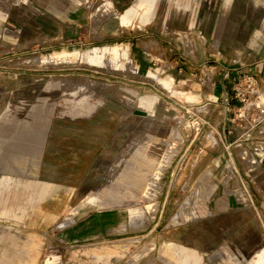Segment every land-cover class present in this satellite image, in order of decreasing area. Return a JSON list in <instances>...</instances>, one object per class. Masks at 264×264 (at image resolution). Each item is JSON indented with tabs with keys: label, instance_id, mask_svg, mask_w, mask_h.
I'll return each instance as SVG.
<instances>
[{
	"label": "rangeland",
	"instance_id": "obj_1",
	"mask_svg": "<svg viewBox=\"0 0 264 264\" xmlns=\"http://www.w3.org/2000/svg\"><path fill=\"white\" fill-rule=\"evenodd\" d=\"M104 1L0 0V264H257L264 121L221 142L235 107L190 77L212 0ZM233 4L264 29V0Z\"/></svg>",
	"mask_w": 264,
	"mask_h": 264
},
{
	"label": "crops",
	"instance_id": "obj_2",
	"mask_svg": "<svg viewBox=\"0 0 264 264\" xmlns=\"http://www.w3.org/2000/svg\"><path fill=\"white\" fill-rule=\"evenodd\" d=\"M215 2L216 0H212L211 6L208 7L203 17V26L198 27V29H201L203 37L211 39V42H209L210 40H206L207 43L205 44H197V50L193 53L192 59H188L191 65L189 71L190 77L200 71L201 75L198 80L202 84H206L200 90L199 96L210 103L221 102V104L228 107L229 111L231 110L230 107L233 109L236 106V101L232 98V90L236 78L241 74L250 72H254L261 77L264 76V29L251 18L244 19L243 17L241 19L240 17V20H237L235 15L237 13L241 15L242 10H238L236 5H232L233 0H223L219 4L217 14H215ZM103 5L106 6L105 10L107 11H116L119 21H123L125 13L133 12L135 14L141 7H148L147 15L150 16V13L155 8L156 0H136L134 4L128 5L125 3V0H105ZM169 6L168 11V3L165 2L163 5L164 21H169L170 24L172 22H179V25L174 26V31L182 32L188 29L189 15L184 5L180 3L172 7L171 3ZM252 23L255 25L252 26ZM226 26L228 27V31L225 35V29L223 30V28H226ZM169 36L171 37L172 35L170 34ZM147 37H152L156 40L157 35H149ZM137 47L143 53H151V49H145L140 43L137 44ZM182 57L183 55H180L179 59ZM182 71L186 72L184 67H179V72ZM228 122L229 120L223 119V127L221 129L224 138L221 142L225 141L228 145L236 146L244 143L238 142L241 139L238 134L241 133L242 135L245 131H248L250 134L253 131V128H247L239 133L237 125L235 123L229 124ZM226 128L232 129V132H226ZM260 146L258 157L262 165L264 163V143H261ZM168 194V190L165 191V195L167 196Z\"/></svg>",
	"mask_w": 264,
	"mask_h": 264
},
{
	"label": "built area",
	"instance_id": "obj_3",
	"mask_svg": "<svg viewBox=\"0 0 264 264\" xmlns=\"http://www.w3.org/2000/svg\"><path fill=\"white\" fill-rule=\"evenodd\" d=\"M232 98L236 101V106L233 116L228 120H243L242 126L236 124L241 132L264 121V76L254 72L239 75L233 85ZM255 100L259 103L253 104ZM226 132H232V129L226 128Z\"/></svg>",
	"mask_w": 264,
	"mask_h": 264
},
{
	"label": "bare ground",
	"instance_id": "obj_4",
	"mask_svg": "<svg viewBox=\"0 0 264 264\" xmlns=\"http://www.w3.org/2000/svg\"><path fill=\"white\" fill-rule=\"evenodd\" d=\"M106 8V6L105 5H103V9H105ZM29 63V62H28ZM27 63V64H28ZM142 108L143 109H149L148 108V106L146 105V104H144L143 106H142ZM250 160H252V158L250 159ZM241 183V182H240ZM243 185V184H242ZM244 188V187H243ZM245 191V190H244ZM185 207L186 206H183L181 209H180V211L179 212H181V213H185ZM178 218V217H177ZM186 222V221H185ZM165 248V247H164ZM261 248V247H260ZM164 253H165V251H164ZM256 261V263L257 264H264V249L258 254V257H257V259L255 260ZM45 264H48V262H46Z\"/></svg>",
	"mask_w": 264,
	"mask_h": 264
},
{
	"label": "water",
	"instance_id": "obj_5",
	"mask_svg": "<svg viewBox=\"0 0 264 264\" xmlns=\"http://www.w3.org/2000/svg\"><path fill=\"white\" fill-rule=\"evenodd\" d=\"M133 113L134 114H137V115H141V116H148L150 115L151 113H149L148 111H145L143 109H140V108H134L133 109Z\"/></svg>",
	"mask_w": 264,
	"mask_h": 264
}]
</instances>
